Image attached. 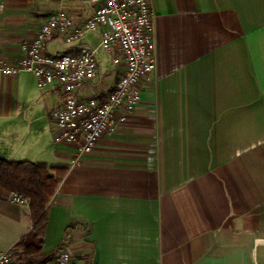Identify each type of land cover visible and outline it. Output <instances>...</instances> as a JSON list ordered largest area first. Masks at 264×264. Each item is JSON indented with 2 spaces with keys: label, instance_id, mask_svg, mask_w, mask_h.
<instances>
[{
  "label": "crops",
  "instance_id": "crops-1",
  "mask_svg": "<svg viewBox=\"0 0 264 264\" xmlns=\"http://www.w3.org/2000/svg\"><path fill=\"white\" fill-rule=\"evenodd\" d=\"M150 3L155 68L141 104L77 162L53 143L60 93L40 90L29 71H0V158L69 165L42 250L16 249L27 261L66 249L73 264H264V0ZM60 9L76 22L92 10L84 0H0V68ZM87 36L61 51L99 40ZM9 193L0 187V252L31 229L28 202Z\"/></svg>",
  "mask_w": 264,
  "mask_h": 264
},
{
  "label": "built area",
  "instance_id": "built-area-1",
  "mask_svg": "<svg viewBox=\"0 0 264 264\" xmlns=\"http://www.w3.org/2000/svg\"><path fill=\"white\" fill-rule=\"evenodd\" d=\"M90 15L76 22L63 9L53 11L35 36L20 44L21 57L1 66L4 75L31 72L40 90H57L61 103L50 113L53 143L72 147V161L91 153L98 140L113 133L141 104L143 79L155 68L153 10L150 0H84ZM89 34L98 42L79 44L75 51L47 53V41L56 38L73 45ZM100 49L117 70L110 85L95 84ZM9 199L27 203L10 191ZM0 264H73L71 252L61 249L38 261L21 258L15 248L0 252Z\"/></svg>",
  "mask_w": 264,
  "mask_h": 264
},
{
  "label": "trees",
  "instance_id": "trees-1",
  "mask_svg": "<svg viewBox=\"0 0 264 264\" xmlns=\"http://www.w3.org/2000/svg\"><path fill=\"white\" fill-rule=\"evenodd\" d=\"M69 170L68 164L14 161L0 158V187L28 200L31 229L15 244L25 256L39 253L47 225L48 204Z\"/></svg>",
  "mask_w": 264,
  "mask_h": 264
},
{
  "label": "rangeland",
  "instance_id": "rangeland-1",
  "mask_svg": "<svg viewBox=\"0 0 264 264\" xmlns=\"http://www.w3.org/2000/svg\"><path fill=\"white\" fill-rule=\"evenodd\" d=\"M87 37L88 36H86V38ZM86 40H88V38ZM97 41L98 40H95V43ZM63 45L67 46L68 44H64V42L59 40H51L49 42L47 41V43L44 46V51L51 54L60 52L61 49L63 48ZM99 70H100V75L105 74L107 72L108 74L113 75L116 74L115 72H117L116 66L110 61L109 55L106 54L103 51V49H100Z\"/></svg>",
  "mask_w": 264,
  "mask_h": 264
}]
</instances>
